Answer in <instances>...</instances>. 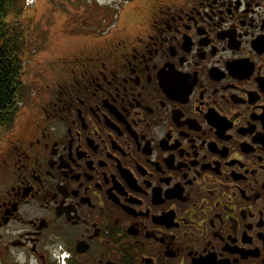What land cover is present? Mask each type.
Masks as SVG:
<instances>
[{
	"label": "flooded vegetation",
	"instance_id": "af4514ba",
	"mask_svg": "<svg viewBox=\"0 0 264 264\" xmlns=\"http://www.w3.org/2000/svg\"><path fill=\"white\" fill-rule=\"evenodd\" d=\"M122 2L43 22L0 264H264V0Z\"/></svg>",
	"mask_w": 264,
	"mask_h": 264
},
{
	"label": "rangeland",
	"instance_id": "374dc122",
	"mask_svg": "<svg viewBox=\"0 0 264 264\" xmlns=\"http://www.w3.org/2000/svg\"><path fill=\"white\" fill-rule=\"evenodd\" d=\"M76 1L79 2L80 0H35L34 3L30 5L27 0H23V12L21 17H10L11 20L8 19L9 23L13 25V28L22 38L21 58L23 60L24 71L22 77L23 83L26 85L24 95L29 100L27 102L25 100L23 101L20 105L19 113H23L24 110L29 109L27 106L30 105L31 100L38 96L39 91H37V86L42 84V80H38L37 83H35V73H37V65L42 62L38 44L40 41V32L43 30V22L47 20L48 22L55 23L57 19L64 16L66 18L70 17L73 12V7L77 5V3H75ZM117 1L118 0H97V2L101 4V7L105 9L109 7L115 9V3ZM121 1H123L122 5L128 4L134 7L137 3H145L148 0H134L127 3H124L125 0ZM73 3L75 4L73 5ZM95 13H97V11H95ZM62 29L59 31L55 29L50 30V45L60 43L64 37L63 35L66 34L65 31H61ZM18 115L21 116L20 114Z\"/></svg>",
	"mask_w": 264,
	"mask_h": 264
},
{
	"label": "trees",
	"instance_id": "16d2710c",
	"mask_svg": "<svg viewBox=\"0 0 264 264\" xmlns=\"http://www.w3.org/2000/svg\"><path fill=\"white\" fill-rule=\"evenodd\" d=\"M22 12L23 0H0V129L10 124L15 102L24 94L22 38L9 23Z\"/></svg>",
	"mask_w": 264,
	"mask_h": 264
}]
</instances>
